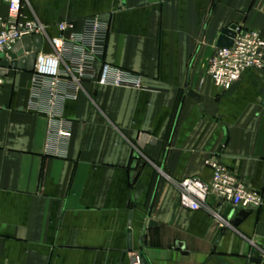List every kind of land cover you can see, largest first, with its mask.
Wrapping results in <instances>:
<instances>
[{
	"label": "crops",
	"instance_id": "obj_1",
	"mask_svg": "<svg viewBox=\"0 0 264 264\" xmlns=\"http://www.w3.org/2000/svg\"><path fill=\"white\" fill-rule=\"evenodd\" d=\"M24 14L49 37L62 22L99 19L108 26L101 60L140 76L141 88L84 83L75 93L67 82L61 116L72 136L56 157L36 110L44 96L31 104L32 73L8 71L0 264H131L140 253L148 264H251L264 252V203L233 226L215 197L190 211L178 191L185 178L209 180L204 162L217 155L264 199V70L244 71L225 92L206 76L224 30L264 39V0H25Z\"/></svg>",
	"mask_w": 264,
	"mask_h": 264
},
{
	"label": "built area",
	"instance_id": "obj_2",
	"mask_svg": "<svg viewBox=\"0 0 264 264\" xmlns=\"http://www.w3.org/2000/svg\"><path fill=\"white\" fill-rule=\"evenodd\" d=\"M6 4L7 14L0 15V89L4 84L1 63L8 58L7 54H11V48L25 37L41 36L50 52L40 50L36 53L31 104L40 103L41 96H44L43 107L36 110L48 118L47 146H55L53 156L64 157L72 136L70 126L61 116L64 85L71 83L75 93L84 83L141 88V77L101 60L108 26L99 19H83L79 27L72 22H62L58 25L60 35L49 37L39 20L25 16V0H6ZM234 33L232 46L217 48L206 66V76L222 92L230 90L244 71L264 70V39L260 33L241 28H236ZM98 61L100 67L97 70ZM204 163L211 172L209 180L190 177L178 183L180 207L196 211L206 204L208 198L215 197L221 206H228L235 215L261 208L263 195L243 183L217 155ZM257 258L260 264H264V252H260ZM131 264H140L137 256Z\"/></svg>",
	"mask_w": 264,
	"mask_h": 264
},
{
	"label": "water",
	"instance_id": "obj_3",
	"mask_svg": "<svg viewBox=\"0 0 264 264\" xmlns=\"http://www.w3.org/2000/svg\"><path fill=\"white\" fill-rule=\"evenodd\" d=\"M235 26H231L227 30H224L217 40L218 48H229L233 44V38L235 37ZM43 53H49L50 49L46 43H43L41 36L25 37L21 41L17 42L10 50V53L16 57V59L11 60L10 58H4L1 63V74L5 76L9 70H17L27 73H32L34 70L36 53L38 51ZM187 96L192 98L196 103L200 102V97L192 91H188ZM149 139L148 134H142L140 136L138 145L142 146V143ZM150 142H154L150 139ZM225 143V139L222 140V145ZM249 215L246 211H241L238 214L231 213L228 221L232 223L233 226H237L242 220H244ZM152 224V222H150ZM130 231L127 232L128 237V250H131V236ZM140 264H148V261L143 253L137 255ZM135 260V258H134ZM252 264H260V259L252 258L250 260Z\"/></svg>",
	"mask_w": 264,
	"mask_h": 264
}]
</instances>
